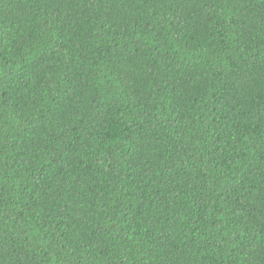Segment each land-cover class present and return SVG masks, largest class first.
Segmentation results:
<instances>
[{"label":"trees","instance_id":"16d2710c","mask_svg":"<svg viewBox=\"0 0 264 264\" xmlns=\"http://www.w3.org/2000/svg\"><path fill=\"white\" fill-rule=\"evenodd\" d=\"M0 264H264V0H0Z\"/></svg>","mask_w":264,"mask_h":264}]
</instances>
